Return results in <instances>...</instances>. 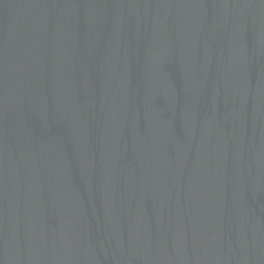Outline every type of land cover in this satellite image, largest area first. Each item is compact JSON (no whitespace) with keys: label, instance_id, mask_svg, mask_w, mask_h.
Instances as JSON below:
<instances>
[{"label":"water","instance_id":"obj_1","mask_svg":"<svg viewBox=\"0 0 264 264\" xmlns=\"http://www.w3.org/2000/svg\"><path fill=\"white\" fill-rule=\"evenodd\" d=\"M0 264H264V0H0Z\"/></svg>","mask_w":264,"mask_h":264}]
</instances>
